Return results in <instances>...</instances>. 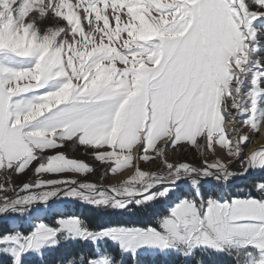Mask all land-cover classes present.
Here are the masks:
<instances>
[{"label":"snow or ice","instance_id":"6c2138e0","mask_svg":"<svg viewBox=\"0 0 264 264\" xmlns=\"http://www.w3.org/2000/svg\"><path fill=\"white\" fill-rule=\"evenodd\" d=\"M262 39L264 0H0V217L54 200L155 220L54 214L0 234L4 264L65 240L92 251L63 264H264V179L214 191L264 171V145L245 151L264 128ZM69 150L103 167L101 182ZM102 243L111 251L95 253Z\"/></svg>","mask_w":264,"mask_h":264},{"label":"rangeland","instance_id":"374dc122","mask_svg":"<svg viewBox=\"0 0 264 264\" xmlns=\"http://www.w3.org/2000/svg\"><path fill=\"white\" fill-rule=\"evenodd\" d=\"M262 45H264V39H262L261 41ZM250 140L252 141L245 149L246 152L250 151V147H254L255 145L258 144H263L264 143V132L261 131L260 134H253L250 137ZM249 149V151H247V149ZM68 154L72 157V158H79V159H83L86 162H89L93 167H97L98 171L95 175H89L88 177V182H101L100 181V176L103 174L104 172V168L103 167H98V165L96 163H93L91 161L90 157H86V156H82L80 155L79 151L76 152H72L71 150H69ZM180 159L183 162H188V161H193L194 157L191 154L185 155L180 157ZM195 162L199 163L198 160H196ZM209 162H211V157H209ZM254 172V178L249 182V185L244 184L245 186H235V187H229L228 185L226 186H221V187H215L214 191L216 192L218 197H221V192L225 191L228 189L230 195L233 194H242V193H247L248 191H250V189L252 188V185L261 180L264 179V175H260L258 173V170L253 171ZM112 176H108L105 178V180L103 181V183L107 184V183H112ZM27 179V178H26ZM4 180V175L3 173H0V182H3ZM14 182L19 186V178L18 177H13ZM215 182H211L209 184L205 185V189L208 191L213 190V185ZM183 188H188V186L186 184L181 185L180 188H178L175 193L173 194L171 200L165 201L164 202V206H165V213L167 214V209L170 207V205L175 202L176 198L179 197L181 195V193L183 192ZM83 205H81L78 201L75 202H69L67 204L63 203V202H59V201H54L52 200L51 202H49V209L47 208V211L45 212V216L40 219L42 221H44L45 223H49L51 224L55 218L54 214H67V215H77L74 214L77 212L78 207H82ZM42 206L40 208L38 207H33V209L31 211H29L28 213H26V215L33 214L35 211L37 210H41ZM35 210V211H34ZM34 211V212H33ZM65 212V213H64ZM30 214V215H31ZM162 214V215H164ZM17 214H8V218L3 217L2 219H0V234H2L4 231H11L14 232L15 230H21L24 231L25 233H27L28 231H31L32 225L28 224V217L27 218H22L21 220L15 219ZM29 215V216H30ZM151 215V219L152 221H155L154 218H152V214ZM133 220H135L136 222H140V223H144L147 222L148 219H150V217L148 216V218H145L143 215L141 214H132ZM39 222V221H38ZM37 223V222H36ZM155 224V223H154ZM154 224L151 225H124V226H128V227H144V226H154ZM69 240H65L64 242H68ZM63 242V243H64ZM63 243L59 246H57L54 249H44L42 250V254L41 255H37L35 253H28L24 259H28V258H32V257H39L42 258V256L44 254L53 252L55 250H57L60 246L63 245ZM106 244H101L100 247L95 248L94 250L96 251V253H107V245ZM108 249V248H107ZM110 249V248H109ZM111 250V249H110ZM208 261H212L215 262V264H231V261L228 258H216V257H207L206 258ZM0 261H3V259H0Z\"/></svg>","mask_w":264,"mask_h":264},{"label":"trees","instance_id":"16d2710c","mask_svg":"<svg viewBox=\"0 0 264 264\" xmlns=\"http://www.w3.org/2000/svg\"><path fill=\"white\" fill-rule=\"evenodd\" d=\"M157 211L162 215L165 213L164 204H161L157 207ZM77 215L82 217H87L90 224H111V225H151L154 224L155 221H152L151 224L147 222L140 223L133 220L132 214L124 213V214H108V213H95L93 211L88 210L87 206L83 205L82 207H78ZM151 219V215H148ZM106 246V245H105ZM92 246L88 243H82L76 240H69L68 242H64L62 246H60L57 250L44 254L42 258L32 257L25 259L29 264H63V262L69 257V255L73 253L81 252L82 255L87 256L91 250ZM108 248V249H107ZM107 252L111 250L107 246ZM96 253V251L94 250ZM199 259V258H198ZM123 264H131L129 257H122ZM155 260V257L145 258L141 256L138 260V264H152V261ZM0 264H4V260L0 261ZM178 264H184L182 259H178ZM215 264V262H213Z\"/></svg>","mask_w":264,"mask_h":264},{"label":"bare ground","instance_id":"6f19581e","mask_svg":"<svg viewBox=\"0 0 264 264\" xmlns=\"http://www.w3.org/2000/svg\"><path fill=\"white\" fill-rule=\"evenodd\" d=\"M261 131L264 132V128H262ZM250 148H248L247 151H249ZM126 175H127V172H125V176ZM116 182H118V177L116 178L113 177L112 183H116ZM187 191H189V188H187ZM46 211H47V208L45 206H42L41 210H37L33 214L28 216V223L30 225L34 224L36 221L40 220L44 216Z\"/></svg>","mask_w":264,"mask_h":264},{"label":"water","instance_id":"95a60500","mask_svg":"<svg viewBox=\"0 0 264 264\" xmlns=\"http://www.w3.org/2000/svg\"><path fill=\"white\" fill-rule=\"evenodd\" d=\"M261 145H264V143L262 144H258V145H255L254 147H252L251 149H250V151H252L253 149H256L258 146H261ZM249 151V152H250ZM252 176V172L250 173V174H248V175H246L245 177H240V178H236L235 179V181H234V183H232V184H230V185H234V184H236V183H238V182H241V181H245V180H247V179H249L250 177ZM52 200H50L49 202H51ZM48 202V203H49ZM36 206H44V205H35L34 207H36ZM1 218V217H0Z\"/></svg>","mask_w":264,"mask_h":264},{"label":"crops","instance_id":"0c3cea01","mask_svg":"<svg viewBox=\"0 0 264 264\" xmlns=\"http://www.w3.org/2000/svg\"><path fill=\"white\" fill-rule=\"evenodd\" d=\"M259 172H261V171L258 170V173H259Z\"/></svg>","mask_w":264,"mask_h":264}]
</instances>
